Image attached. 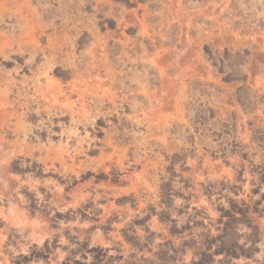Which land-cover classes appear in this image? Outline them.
Wrapping results in <instances>:
<instances>
[{
  "label": "rangeland",
  "instance_id": "1",
  "mask_svg": "<svg viewBox=\"0 0 264 264\" xmlns=\"http://www.w3.org/2000/svg\"><path fill=\"white\" fill-rule=\"evenodd\" d=\"M0 264H264V0H0Z\"/></svg>",
  "mask_w": 264,
  "mask_h": 264
}]
</instances>
